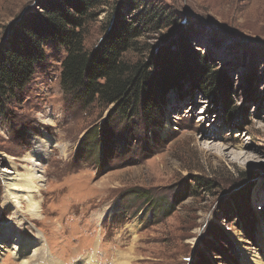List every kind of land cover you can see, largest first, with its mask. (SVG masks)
<instances>
[{
  "label": "rangeland",
  "instance_id": "1",
  "mask_svg": "<svg viewBox=\"0 0 264 264\" xmlns=\"http://www.w3.org/2000/svg\"><path fill=\"white\" fill-rule=\"evenodd\" d=\"M145 1L166 9L168 27L145 34L126 58L147 62L169 50L165 61L181 65L165 75L151 114L72 98L60 84L65 52L49 45L21 102L0 118V159L14 157L20 174L37 144L46 152L41 216L28 225L64 264L97 244L104 261L134 246L133 264H242V250L264 263V0ZM35 2L0 0V44L19 18L38 12ZM126 2L107 0L85 24L86 50ZM203 60L219 79L216 97L201 93L187 67ZM212 134L236 161L200 146ZM239 140L243 148L231 147ZM1 162L0 172L11 169ZM3 196L0 173V207ZM3 209L8 226L12 209ZM0 264L17 263L4 252Z\"/></svg>",
  "mask_w": 264,
  "mask_h": 264
},
{
  "label": "trees",
  "instance_id": "2",
  "mask_svg": "<svg viewBox=\"0 0 264 264\" xmlns=\"http://www.w3.org/2000/svg\"><path fill=\"white\" fill-rule=\"evenodd\" d=\"M106 4L107 0H36L38 12L17 20L0 44V118L6 120L9 108L21 102L22 91L43 63L49 45L65 52L60 84L72 98L84 105L112 106L128 117L138 107L146 115L155 110L165 75L181 65L165 61L169 50L147 62L126 55L137 50L145 34L166 29L170 17L151 1L127 0L112 7L103 37L95 48L86 50L84 26ZM187 67L201 93L216 97L221 85L205 60Z\"/></svg>",
  "mask_w": 264,
  "mask_h": 264
},
{
  "label": "bare ground",
  "instance_id": "3",
  "mask_svg": "<svg viewBox=\"0 0 264 264\" xmlns=\"http://www.w3.org/2000/svg\"><path fill=\"white\" fill-rule=\"evenodd\" d=\"M205 141L200 144L207 152H219V157L226 161L234 162L238 159L239 154L234 152L226 153L221 145L214 143L213 140L217 139L216 134L209 136L202 135ZM224 141L225 138L222 137ZM232 143L231 147L243 148L241 141ZM44 146L40 143L35 146L33 151H30L23 161L27 164L23 166L24 173L20 174L18 167L12 162L15 161L14 157L3 156L1 161L11 163L10 170H1V179L4 189V200L0 207V211H4L3 207L7 206L12 209L11 217L9 218L8 226L0 225V257L5 253L13 256L17 264H64L62 259L56 257L53 253V248H50L48 241L40 233H36L31 226L29 220H37L40 218V203L39 195L42 183V176L39 175L38 168L41 160L46 157ZM245 155L243 154L242 157ZM1 211V212H2ZM27 216V217H26ZM27 218V220H26ZM33 227V226H32ZM133 232V231H131ZM239 243L238 240H236ZM258 246L264 251V236L261 229L258 230ZM120 249L118 246L114 249L113 253H108L105 258L103 250L95 246L93 252L85 251L76 252L74 257L66 258V264H133L136 260L134 246H129L126 251H116ZM56 250V249H55ZM116 251V252H115ZM248 252V251H247ZM242 250V264H264L257 252L247 253ZM101 254V255H100ZM115 254V255H114ZM100 255V256H99ZM112 255V257H111ZM54 256V257H53ZM113 256H115L114 260ZM56 257V258H55ZM75 260V261H73ZM112 261V262H111Z\"/></svg>",
  "mask_w": 264,
  "mask_h": 264
}]
</instances>
